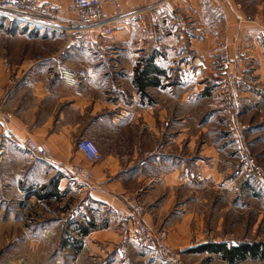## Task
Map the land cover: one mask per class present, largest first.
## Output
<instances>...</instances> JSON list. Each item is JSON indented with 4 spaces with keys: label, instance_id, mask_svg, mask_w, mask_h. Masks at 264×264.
Listing matches in <instances>:
<instances>
[{
    "label": "crops",
    "instance_id": "0c3cea01",
    "mask_svg": "<svg viewBox=\"0 0 264 264\" xmlns=\"http://www.w3.org/2000/svg\"><path fill=\"white\" fill-rule=\"evenodd\" d=\"M40 1L57 8L62 20L73 3ZM157 1L126 0L124 9ZM231 3L171 0L148 25L119 26L103 56L71 36L0 22V150L29 152L28 139L45 146L50 158L36 156L59 182L111 213L104 227L79 239L78 256L86 261L136 264L151 256L127 241L136 221L130 200L142 206V221L165 231L170 246L193 264H226L194 250L240 242L232 239V205L246 209L250 203H233L232 194L264 192V173L255 175L249 164H264V0ZM175 13L186 17L185 32L164 35ZM238 47L244 48V69L237 129H231L213 80ZM62 69L77 74V87L60 79ZM81 139L93 140L104 161L90 164L77 149ZM75 166L91 172L92 180H73ZM262 218L248 232L256 243H264Z\"/></svg>",
    "mask_w": 264,
    "mask_h": 264
},
{
    "label": "rangeland",
    "instance_id": "374dc122",
    "mask_svg": "<svg viewBox=\"0 0 264 264\" xmlns=\"http://www.w3.org/2000/svg\"><path fill=\"white\" fill-rule=\"evenodd\" d=\"M3 149L0 155V264H92L76 254L78 247L71 243V238L81 246L79 226L90 228L93 222L100 229L111 213L90 202L87 194L78 188H65L61 182L59 185L52 168L35 154L15 146ZM256 166L264 172L263 163ZM238 199L250 204L246 209L232 205V239L256 243L248 232L258 225L261 217L264 221V192L232 194L233 203ZM223 233H227L225 228ZM261 237L264 239V232ZM150 254L146 259L136 258V264H162L157 253Z\"/></svg>",
    "mask_w": 264,
    "mask_h": 264
},
{
    "label": "built area",
    "instance_id": "2783aa9c",
    "mask_svg": "<svg viewBox=\"0 0 264 264\" xmlns=\"http://www.w3.org/2000/svg\"><path fill=\"white\" fill-rule=\"evenodd\" d=\"M126 0H73L67 11V18L62 20L59 11L51 4L40 0H0V22H6L15 29L27 30L40 34H62L82 42V46L90 49L97 55H105L111 51L114 35L119 26L138 22L148 25L150 17L171 0H159L155 3L143 5L130 10L124 9ZM232 8V0H218ZM107 7L111 8L107 11ZM186 17L175 13L170 26L164 28V35L175 33L182 35L185 32ZM264 24V23H263ZM244 48L238 47L234 58L225 59L213 80L218 90L224 111L231 120L232 127L236 128V114L239 104L238 86L239 78L244 69ZM115 58L119 56L114 53ZM60 79L70 88L79 85L77 74L68 69H62ZM2 106L0 105V116ZM26 147L32 154L45 159L50 154L45 146H38L32 139L26 141ZM77 149L92 164L104 161V156L97 144L91 139H81L77 142ZM3 150L0 151V155ZM251 172L262 177L263 171L256 167L253 161L249 162ZM72 179L90 182L91 172L81 166L70 168ZM133 212L135 223L129 229L127 239L129 242L141 246L143 249L157 253L166 264H189L183 259L182 254L174 250L168 243V234L165 231H155L143 221L142 206L135 200Z\"/></svg>",
    "mask_w": 264,
    "mask_h": 264
},
{
    "label": "trees",
    "instance_id": "16d2710c",
    "mask_svg": "<svg viewBox=\"0 0 264 264\" xmlns=\"http://www.w3.org/2000/svg\"><path fill=\"white\" fill-rule=\"evenodd\" d=\"M57 181V183H59V180ZM79 229L80 237H85L91 231H95L97 226L91 222L90 228H85L84 226L80 225ZM71 243L78 247L76 248V254H78L81 250L79 242L75 240V238H71ZM194 251L213 253L226 264H241L248 260L264 261V243H248L243 241L239 242L237 246H232L228 243L207 244L195 249Z\"/></svg>",
    "mask_w": 264,
    "mask_h": 264
}]
</instances>
